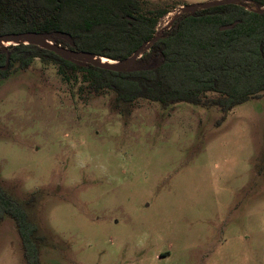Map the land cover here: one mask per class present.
<instances>
[{"label": "rangeland", "instance_id": "rangeland-1", "mask_svg": "<svg viewBox=\"0 0 264 264\" xmlns=\"http://www.w3.org/2000/svg\"><path fill=\"white\" fill-rule=\"evenodd\" d=\"M225 0H142L143 11ZM40 60L0 77V184L41 264H264V97L231 111L97 93ZM213 98V95L209 96ZM0 264H26L15 222Z\"/></svg>", "mask_w": 264, "mask_h": 264}, {"label": "trees", "instance_id": "trees-1", "mask_svg": "<svg viewBox=\"0 0 264 264\" xmlns=\"http://www.w3.org/2000/svg\"><path fill=\"white\" fill-rule=\"evenodd\" d=\"M141 6L142 0H0V36L61 32L72 37L74 46L55 37L53 44L123 61L155 39L160 21L174 9L145 12ZM260 9L264 0L182 14L126 73L69 62L35 45L0 48V77L5 79L14 67L26 70L39 58L57 66L67 82L72 79L68 75L82 73L84 84L97 93L113 92L118 103L218 108L225 120L234 108L264 97ZM227 26L233 27L224 31ZM6 216L15 222L26 264H41L37 226L0 184V224Z\"/></svg>", "mask_w": 264, "mask_h": 264}, {"label": "water", "instance_id": "water-1", "mask_svg": "<svg viewBox=\"0 0 264 264\" xmlns=\"http://www.w3.org/2000/svg\"><path fill=\"white\" fill-rule=\"evenodd\" d=\"M250 2V0H225L220 2H209L202 5H188L181 8L175 17L170 21L168 29H171L182 14H195L199 10H208L215 7L235 5L240 3ZM259 14L264 13V9L258 10ZM233 26L223 27L224 31L230 30ZM62 39L68 42L71 46H74L72 37L65 33L43 34V33H24V34H7L0 36V48H9L10 46L18 45H35L44 50L51 51L60 55L64 60L69 62H75L81 65H91L95 68L102 69L105 71H111L115 73H126L133 69L136 61L142 57L147 51L150 50L151 46L156 43L161 37L162 32H158L155 39L150 43L144 45L137 52H135L130 58L123 61H112L107 58L97 57L88 53H78L73 50H67L60 46L53 44V38ZM106 60V61H105ZM7 68V67H5Z\"/></svg>", "mask_w": 264, "mask_h": 264}, {"label": "flooded vegetation", "instance_id": "flooded-vegetation-1", "mask_svg": "<svg viewBox=\"0 0 264 264\" xmlns=\"http://www.w3.org/2000/svg\"><path fill=\"white\" fill-rule=\"evenodd\" d=\"M173 28V27H172ZM171 28V29H172ZM158 29V28H157ZM171 29H168V26L166 25V26H164L163 28H161V30H160V32H162V35L163 34H165L167 31H169V30H171ZM38 60H40L41 61V59H39V58H37ZM36 59V60H37Z\"/></svg>", "mask_w": 264, "mask_h": 264}, {"label": "bare ground", "instance_id": "bare-ground-1", "mask_svg": "<svg viewBox=\"0 0 264 264\" xmlns=\"http://www.w3.org/2000/svg\"><path fill=\"white\" fill-rule=\"evenodd\" d=\"M106 61V60H105Z\"/></svg>", "mask_w": 264, "mask_h": 264}, {"label": "built area", "instance_id": "built-area-1", "mask_svg": "<svg viewBox=\"0 0 264 264\" xmlns=\"http://www.w3.org/2000/svg\"><path fill=\"white\" fill-rule=\"evenodd\" d=\"M160 32V31H159Z\"/></svg>", "mask_w": 264, "mask_h": 264}]
</instances>
